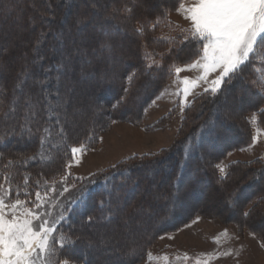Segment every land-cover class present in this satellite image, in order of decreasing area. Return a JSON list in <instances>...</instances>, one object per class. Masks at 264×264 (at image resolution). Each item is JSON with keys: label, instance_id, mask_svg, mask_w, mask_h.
Returning a JSON list of instances; mask_svg holds the SVG:
<instances>
[{"label": "trees", "instance_id": "trees-1", "mask_svg": "<svg viewBox=\"0 0 264 264\" xmlns=\"http://www.w3.org/2000/svg\"><path fill=\"white\" fill-rule=\"evenodd\" d=\"M15 1H18L16 6L23 9V15L19 20H14L12 18L14 15L11 16V12L9 14L10 19L6 21L7 26H5L10 27L12 24L13 26L17 24L19 26L22 24L27 25V19H38L32 24L30 23L31 28L37 33L31 37V40H33L30 44L34 47L36 39L41 37L42 33L45 34L43 43L40 45V49L43 51L53 47L68 46V42L75 38V29L77 27L82 28L88 24L98 25L99 31L100 29L105 31L112 30L115 34L117 33V35L113 34L107 37V40L111 39L115 46L118 42L117 39L128 37V34H130L129 37L132 38L134 43L133 57L131 61L127 62L129 63L128 67L131 68L128 69L130 71L124 73L127 69L124 67L119 68V74L113 80L107 78L108 76L97 75L100 76V83L103 82L102 86L104 81H106L104 87L110 88L112 86L117 88V90L119 88L121 90L114 92V90L110 89L111 92L107 96V103L119 102L118 100L123 98L127 92L125 97L127 103L123 106L124 109H121L126 115H121L120 117L133 122L140 118L142 110L155 96L157 89L164 84L171 67L176 64L189 62L193 59L192 52L199 47V45H194L190 42L179 43L181 38L179 29L183 27L169 17V13L173 9L172 0H162L157 7H154V3L157 0H108L109 2L96 1L93 4H90L91 0H39V2L36 0H0V12H10L12 2ZM42 2L45 3V6L41 4ZM77 2L86 6V8L82 9ZM30 5L32 7H29ZM71 8L78 10L76 14L84 18L83 23H75L77 18L72 19V17H69L68 19L65 17V14ZM165 12H167L166 15H164ZM157 16H161V19L159 24L153 29L151 25L156 21ZM3 18L5 17L3 16ZM67 20L70 21L69 24ZM137 21L140 23L138 24ZM61 22L63 25H69V33L64 37L59 36L57 33ZM141 26L144 27V32L139 35L135 29ZM99 31L96 35L94 34L95 38L85 41L87 46H96L95 43L96 38L99 37ZM54 35L56 39H53ZM164 37H175L177 39L173 42L164 39ZM160 53L163 54L162 60H160L158 55ZM39 55L43 59H40L38 63L29 68L28 76L34 79L50 81L48 85L50 92L55 93L57 89L60 91L59 84L62 77L57 75L58 77L53 78V74H60L65 71V68L58 67L59 64L64 63V57L57 56L53 50ZM149 56L159 60L160 64L148 69L147 65L151 64V59H148ZM27 57L38 59L37 54L34 53H29ZM98 57H100L101 62L97 63L95 61L94 67L100 71L105 66L106 61H116L118 59L117 50L108 53L103 52ZM78 60L79 57H75L72 62ZM46 69L49 71H45ZM92 72V70H88L83 73L80 70L83 76L89 75L88 79L90 80L95 78ZM0 75V90L3 92V95L0 96V100L3 101V104H0V118H2L5 116V112L8 111L9 105L7 101L11 100L13 96L12 88L8 89L5 86L8 83L6 75L1 73ZM129 76L132 79L127 85L125 78ZM256 76V74L252 73L250 65L245 66L244 79L233 80L231 84L225 86L227 89L225 92L217 95L202 93L196 96L186 107L176 131V139L171 146L147 156H139L135 159L129 158L130 160L106 171L105 179L96 182V186H87L86 189L76 194L72 201L65 204L68 209L64 213L65 219L59 220L56 226L59 229V233H70L74 241L71 248L64 249L67 257L85 264H98L90 258L88 252L82 254L76 249L79 242L85 239V237L79 236L81 227L94 224L98 217L102 218L103 224L117 220L112 195L117 194L119 197L129 195V197L133 198V202H137L139 195H144L147 192L146 185L150 181H154L155 177L150 176V179H148L144 174L139 173L136 170L137 167H140L138 166L140 165L139 162L144 164L141 166L143 169L158 165L159 168L156 169L161 171L160 175L168 178V186L162 187L166 196L158 201L162 203L171 202L172 200L179 202L171 208H161L160 216L162 218L165 217L164 220L162 219L164 222L169 221L166 216L177 215L174 212L177 207H180L179 204L184 201L185 193L187 194L188 191L193 190L199 182H204L205 195L214 190L222 200H229L231 197L237 196V194L245 193L241 200L229 203L225 207V211H214L212 215L216 216L219 215L218 213L224 212L223 216L227 221H235L248 231L258 234L264 243V222L262 221L264 219V154L262 157L249 161L236 160L229 162L223 175H220L217 167L218 162L225 158L229 152L241 148L251 141L252 121L250 115L256 116V123L259 127H264V115H261L264 113V100L256 84L251 83V80L255 79ZM57 80H59V83H57ZM143 88H149V90L144 93L143 99L135 107V112H132L130 103L141 94ZM39 89L40 86L34 84L27 91L34 93ZM246 96L250 100L248 104L244 103L240 107L241 109L239 108V111L229 112L231 113L230 117L234 115L232 117L234 120L230 121L231 118H229L226 121L224 118L225 113L217 112V107L221 102H231L236 98L245 100ZM49 100L54 103L57 97L55 95L50 96ZM102 113L103 115L97 122L91 124V126L88 125L89 127L79 134L71 135L68 131H65L67 128L60 115V124L57 125V117L49 119L43 112V105H41V112L37 114L38 126L48 127L51 130V138L46 140L43 145L40 144V139L46 134L36 132V126L32 127L33 135L30 138L27 132L23 135L20 134L19 118L13 124L1 127L0 176H3L6 171L19 172L22 174H18L16 180L22 183L23 176L29 175V191L32 192L35 190L34 182L37 179H56L61 173L63 163L66 160L65 153H67L71 145L95 142L99 131L102 130L103 121L106 120L103 110ZM15 115H22V109L18 105ZM13 125L15 126L14 128L12 127ZM61 128L63 129L62 132ZM19 139L26 141L21 147L17 144ZM53 144L56 147H52ZM37 152L42 154L43 159H27L28 156L36 155ZM9 160L12 161V165L10 168L5 169L4 165ZM166 167H168V170H166ZM134 179L141 181L142 184L138 186V182H135V186L130 188L127 194L125 190L128 189ZM205 195L202 194L203 197ZM247 205H249L248 210L244 212L243 208ZM227 208H232L233 210H228ZM237 208H239L240 216L233 213ZM198 209L197 207L193 212L186 213V216L178 217L169 225L159 228L155 231L156 235L158 231L177 226L188 220L192 214H199ZM245 213H248V215H245ZM89 216L93 218L91 221L88 220ZM257 221L263 222L261 226L254 225V222ZM147 243H142L140 251L136 254L137 256L141 254L140 259ZM136 258L135 255H128L121 260L118 259L116 264H135L138 262V260H134Z\"/></svg>", "mask_w": 264, "mask_h": 264}, {"label": "rangeland", "instance_id": "rangeland-1", "mask_svg": "<svg viewBox=\"0 0 264 264\" xmlns=\"http://www.w3.org/2000/svg\"><path fill=\"white\" fill-rule=\"evenodd\" d=\"M36 1L39 2V0ZM91 1L90 4L96 1L109 2L108 0ZM161 1L157 0L154 3V7H157ZM182 2L185 4V7H188L194 0H182ZM17 3L18 1L12 2L10 12H0V73L6 75L8 83L5 86L8 89L12 88V90L21 78V74L27 73L29 75V68L40 61V59L27 57L29 53L37 54L33 51V47L30 44L33 40H31V37L37 34L31 28L30 23L32 24L38 21V19L32 20L29 18L27 19V25L22 24L19 26L17 24L13 26L12 24V26L6 27V21L10 19L9 14L11 12V16L14 15L12 17L14 20H19L23 15V9L17 7ZM41 4L45 6V3L42 2ZM77 4L82 9L86 8V6L81 5L79 2ZM29 7L32 6L30 5ZM76 13H78V10L71 8L65 14V17L68 19L69 17H72V19L78 18L79 15ZM169 17L183 28L190 27V22L184 19L182 12L172 9ZM69 22L67 20L68 24ZM60 24L57 33L59 36L64 37L69 33V25H63L62 22ZM77 28L74 31L75 38L68 42V46L53 47L47 50H53L57 56L63 57L68 53L73 54L65 71L60 74H53V78L58 77L57 75L62 77L59 84V102L63 105L60 117L65 122L67 128L65 131H68L71 135L79 134L91 126V124L97 122L103 115L102 110L105 113L104 118L106 120L103 121L102 130L99 131L95 142L78 143L69 147V150L65 153L66 160L63 163L61 173L56 179L40 180L39 190L41 192L50 187L57 189L56 193H48L49 197H56L53 204H59L54 215L62 211L66 207L65 204L72 201L76 197V194L86 189L87 186L94 187L97 185L96 182L105 179L106 171L119 166L127 160L135 159L139 156H147L171 146L176 139V131L181 123L186 107L191 103L192 99L204 93L203 88L210 86L202 82L200 87L194 89L192 94L185 98L181 92L183 85L180 81L184 77L194 80L201 74V71L199 69H186L177 75L174 73V67H183L184 64H176L171 67L164 84L157 89L155 96L142 110L140 118L136 122L124 119L120 116L126 115L121 109H124L123 106L127 103L125 100L127 92L123 98L118 100L119 102L107 103V96L111 92L110 89L114 90V92L121 90L120 88L117 90V88H113L112 86L110 88L104 87L106 81H104L102 86L103 82L100 83V76L97 74L108 76L107 78L113 80L117 78L119 68L124 67L127 69L124 73L130 71L128 69L131 68L128 67L129 63L127 62L131 61L133 57L134 45L132 38L129 37L130 34H128V37L117 39V45L113 50H117L118 59L116 61H106L105 66L99 71L94 67L95 61L97 63L101 62L98 56L103 52L108 53L113 51L101 47V44L107 40L109 35H117V33L115 34L112 30L105 31L100 29L99 31V27L96 24H88L82 28ZM98 31L100 34L96 38V46H87L85 41L95 38L94 34L96 35ZM53 39H56L55 35ZM47 51L40 49L39 54L47 53ZM75 57H79V60L72 62L73 59L75 60ZM80 70L83 73L92 70L95 78L88 79L89 75L83 76ZM216 75V73L210 74L209 81L214 79ZM256 75L258 76V73ZM37 80L41 79L29 77L26 81L25 89L29 90L31 86L36 84L35 81ZM129 81V77L125 78L127 85ZM256 87L264 100V91L258 85ZM148 90L149 88H143L141 94L131 101L130 108L132 112H135V107L141 102L144 93ZM39 91L40 89L34 93ZM248 98V96L245 97V100L236 98L234 101L227 103L223 101L217 107V112L239 111L244 103L248 104L250 102ZM56 102L57 100L54 101V103ZM13 103H15L13 98L7 101L9 106ZM20 103H23L22 98ZM20 116L15 115L11 119L3 116L0 118V128L13 124ZM232 117H230V121L234 120ZM250 117L252 121L251 141L241 148L232 150L225 158L218 162V165L225 168V172L226 165L231 161H249L262 157L264 154V128L257 127L256 116L250 115ZM254 136L256 137L255 143H253ZM24 142L26 141L19 139L17 144L21 147L24 145ZM81 144L87 150L82 154L77 153L73 156L70 151L71 147L80 146ZM139 163L140 165L138 166L140 167H137L136 170L142 175L144 174L148 179H150V176L155 177V180L150 181L146 185L147 192L144 195H139L137 202H133V198L129 197V195L122 197H119L117 194L112 195L117 220L103 224L102 218L98 217V220L94 224L81 227L79 236H83L85 239L77 245L76 249L80 253L84 254L88 252L90 258L98 264H116L118 259L121 260L128 256L129 249L133 247L135 248V256L137 257L134 260H138L135 264H264V243L258 234L248 231L235 221H227L223 216L224 212L218 213L220 216L212 215L214 211H225V207L229 203L241 200L245 196V193L237 194V196H233L229 200H222L214 190H211L209 193L207 192L208 194L205 195L204 182H199L193 190L188 191L187 194L185 193L184 201L179 204L180 207H177L174 212L177 215L166 216L170 222H164L165 217L162 218L160 216L161 208H171L177 203L175 200L167 203L158 201L166 196L162 187L168 186V178L160 175L161 171H157L158 165L143 169L141 166L144 164ZM166 170H168V167H166ZM219 173L223 175L220 171ZM45 181L47 183H44ZM132 182L128 186V189L125 190L127 194L130 188L135 186V182H138V186L142 184L137 179L132 180ZM64 187H68L69 191L64 193L63 196H58V192L62 191ZM35 190H33V193ZM248 206L243 208L244 212L248 210ZM197 207L199 208V214H192L188 220L177 226L158 231L156 235V230L169 225L178 217L186 216V213L193 212ZM239 208L233 212L238 216H240ZM7 218L11 219V216L9 215ZM262 221L264 222V219ZM262 221L254 222V225L261 226ZM57 236H59V232ZM149 240L151 241L149 242ZM144 242L149 243L145 246L143 256L140 259L141 254L138 256L136 254H138L140 246ZM68 264L85 263L68 258Z\"/></svg>", "mask_w": 264, "mask_h": 264}, {"label": "snow or ice", "instance_id": "snow-or-ice-1", "mask_svg": "<svg viewBox=\"0 0 264 264\" xmlns=\"http://www.w3.org/2000/svg\"><path fill=\"white\" fill-rule=\"evenodd\" d=\"M172 3L173 10L182 12L184 19L190 22L189 28L180 29L179 43L190 42L199 45L192 52L193 59L183 67L175 66L173 69L177 75L186 69L201 71L194 80L184 77L180 81L183 85L181 92L185 98L191 95L194 89L200 87L202 82L210 85L203 88L204 93L217 95L225 92L227 90L225 86L231 84L233 80L244 79L245 66L249 65L253 74L258 73L251 83L258 85L264 91V0H194L188 7H185L182 0H172ZM166 14L167 12L164 13ZM160 19L161 16H157L156 21L152 23L153 29L159 24ZM83 22V17H78L75 21V23ZM135 31L142 35L144 27H138ZM44 35L42 33L41 37L36 39L33 47L38 59H43L39 53ZM164 39L174 42L177 38L164 37ZM101 47L113 50L115 45L111 39H108L102 42ZM158 55L162 60L163 54ZM72 56V53L66 54L64 63L59 64L58 67L66 68ZM148 59H151V64L147 65L148 69L160 64V61L152 56ZM213 73L217 75L209 81V76ZM28 78L27 73H22L21 78L14 85L12 96L15 103L8 106L5 116L9 119L14 117L19 105L22 109V115L18 119L20 134L27 132L30 138L33 135L32 127L36 126V132L46 134L40 139V144L43 145L51 138V130L48 127L38 126L37 114L41 112V105L49 119L57 117V125L60 124L59 115L63 105L59 102L58 89L55 93L49 91L50 81H35L40 86V91L31 93L25 89ZM131 79L132 77L129 76L130 81ZM2 95L3 92L0 91V96ZM53 95L57 97L56 103L49 100ZM21 98H23L22 104ZM0 104H3L2 100ZM230 116L231 113L226 111L225 120L227 121ZM255 142L254 136L253 143ZM52 147L56 145L53 144ZM86 150L83 144L72 146L70 149L73 156L77 153L82 154ZM27 159L38 160L43 159V156L37 152ZM11 165L12 161L9 160L4 167L8 169ZM217 167L221 174L225 173L224 167L220 165ZM18 174L22 173L6 171L0 176V264H68L64 249L71 248L74 241L70 233L60 232L57 236L59 229L56 226L58 220L65 219L64 213L68 211L67 207L54 215L59 204H53L56 197H49L48 193H56L57 189L50 187L41 192L39 190L41 181L37 179L34 182L36 190L33 193L29 191L30 176L24 175L20 183L16 180ZM68 191V187H64L58 192V196H63ZM9 215L11 219L7 218ZM92 219L91 216L88 217L89 221ZM127 255H135V248L129 249Z\"/></svg>", "mask_w": 264, "mask_h": 264}, {"label": "crops", "instance_id": "crops-1", "mask_svg": "<svg viewBox=\"0 0 264 264\" xmlns=\"http://www.w3.org/2000/svg\"><path fill=\"white\" fill-rule=\"evenodd\" d=\"M257 127H259V126H257ZM259 128H261V127H259ZM264 128V127H263ZM236 150V149H235Z\"/></svg>", "mask_w": 264, "mask_h": 264}]
</instances>
